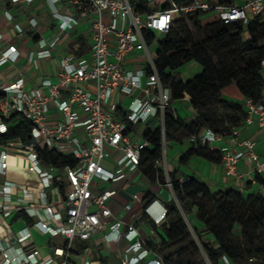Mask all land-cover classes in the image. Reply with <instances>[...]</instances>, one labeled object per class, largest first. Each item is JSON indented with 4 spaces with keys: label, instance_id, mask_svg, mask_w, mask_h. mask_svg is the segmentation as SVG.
<instances>
[{
    "label": "built area",
    "instance_id": "2783aa9c",
    "mask_svg": "<svg viewBox=\"0 0 264 264\" xmlns=\"http://www.w3.org/2000/svg\"><path fill=\"white\" fill-rule=\"evenodd\" d=\"M44 4L56 31L51 37H39L26 59L37 71L42 69L43 61L55 60V79L41 77L36 88L29 86L25 72L12 82L0 81L4 94L0 101V132H7L4 119L14 113L33 124L30 143L0 146V175H6L12 166L11 158L18 157L28 161L38 177L37 185L12 181L0 184V264H111L103 254L107 247L114 250L119 264H165L147 242L156 234L154 227L167 223V205L152 199L140 216L126 222L115 218L110 206L118 195L116 189L95 192V188L125 181L129 173L140 171L142 152L150 146L144 137L147 128L161 129L163 159L156 166L162 169L167 146L165 117L174 107L171 91L159 77L156 54L151 52L145 32L166 34L176 19L195 13L217 16L226 24L245 22L249 13L256 17L264 12V0H250L245 6L169 0L166 9L147 14L137 12L140 0H45ZM5 17L19 36L39 30L36 16L29 18L26 26L16 23L9 11ZM84 22L91 26L90 55L60 53L63 36ZM3 40L0 32V43ZM20 57L17 47L9 45L0 51V67L16 63ZM135 57L141 59L139 67L131 68L129 61ZM262 66L264 69V60ZM243 105L247 113L244 125L256 123L264 136V94L259 101L244 99ZM238 135L239 128L234 129L230 137L235 146L221 149L226 175L241 178L238 167L246 159L258 174L264 175V157L256 151L258 142L237 141ZM223 138L207 130L191 135L188 143L195 149L209 147L217 151L215 145ZM39 146L72 156L77 165L60 172L40 158ZM164 174V185L178 203L174 182L167 171ZM178 181L184 184L188 177ZM139 199V195H133V200ZM125 210L130 211L131 205L127 204ZM16 216L23 223L18 230L12 224ZM142 219L147 220L141 223L144 231L138 227ZM34 231L48 238L49 253L43 254L36 245ZM191 232L197 240L192 228ZM56 238L62 243H52ZM201 251L203 264H213L202 248ZM220 264L232 263L224 257Z\"/></svg>",
    "mask_w": 264,
    "mask_h": 264
},
{
    "label": "trees",
    "instance_id": "16d2710c",
    "mask_svg": "<svg viewBox=\"0 0 264 264\" xmlns=\"http://www.w3.org/2000/svg\"><path fill=\"white\" fill-rule=\"evenodd\" d=\"M140 2L139 14L151 12L147 0ZM234 2L220 0L219 4L231 6ZM246 32L249 38L245 40ZM145 35L150 46L158 41L155 63L163 85L171 91L172 106L187 94L197 113L194 120L188 122L174 110H168L165 117L167 143L179 136L188 139L207 130L228 136L244 124L247 113L243 103L225 100L223 91L235 84L244 99L259 101L262 98L264 12L246 23L236 21L230 24L211 14L195 13L176 19L166 34L146 31ZM81 44L86 47V42ZM72 50L76 54L86 53H79L74 46ZM192 62L198 63L201 71L184 82L178 78V70ZM3 98L0 91V101ZM4 122L8 130L0 132V146L31 142L33 124L29 120L14 113ZM144 137L150 146L142 152L139 170L152 183L164 185V171L156 166L163 159L161 129L147 128ZM37 151L45 163L60 172L67 166L77 165L74 157L60 155L45 146H39ZM193 156L214 163L222 161L220 152L209 147H190L181 164H187ZM170 177L178 203L172 201L167 205V223L161 228L154 227L156 234L147 242L165 264H203L201 248L213 264H220L224 257L232 264H264V195L261 191L249 196L236 190L212 192L206 184L194 178L188 177L186 183L180 184L174 174ZM257 178L263 182L262 174ZM65 188V183H61L63 193ZM17 219L18 216L14 221ZM143 222L147 220L138 223Z\"/></svg>",
    "mask_w": 264,
    "mask_h": 264
},
{
    "label": "crops",
    "instance_id": "0c3cea01",
    "mask_svg": "<svg viewBox=\"0 0 264 264\" xmlns=\"http://www.w3.org/2000/svg\"><path fill=\"white\" fill-rule=\"evenodd\" d=\"M45 0H35L32 3H20L12 4L11 0H0V32L4 36V40L0 43V51L3 52L9 45H15L20 52V60L16 63H8L0 67V81L3 83H9L14 81L20 72H25L29 79V86L36 88L39 86V79L41 77H51L55 79L57 74V63L55 60H46L42 63V69L39 71L34 70L27 62L26 56L32 47H34L39 37H51L56 31V27L50 18V11L44 4ZM148 1V0H147ZM156 3H148V8L154 11L163 10L169 3V0H155ZM186 1V0H179ZM211 3H219L220 0H205ZM250 0H235L233 5L245 6ZM165 2V3H164ZM9 11L14 15V21L22 25H27L29 18L36 16L40 20V27L37 33L27 32L23 36H19L14 26L7 21L5 13ZM254 19V16L249 13L248 22ZM90 24L84 22L81 27L71 33H67L63 36V40L59 45V52L62 54L75 53L72 50V46L76 48L79 53L78 56H89L91 52L92 40L90 37ZM246 36V37H245ZM248 33L244 35V39H248ZM86 42V47H83L81 42ZM153 45V44H152ZM151 45V46H152ZM140 57L130 59L129 66L131 68L139 67ZM200 65H188V69L179 72L178 78L187 82L194 76L200 73ZM223 97L225 100L243 103L244 98L240 94L236 85H232L223 91ZM174 110L179 117L185 121H192L196 117L197 113L193 109L189 95H186L182 100L174 103ZM52 112H56L54 109ZM255 140L258 142L256 149L257 153L264 157V136L262 135L258 125L253 123L251 125H242L239 128V135L237 141L242 140ZM216 149L221 154V149L224 147H234L235 143L231 142L230 135L224 136L222 141L216 143ZM190 144L185 136H179L176 139L167 143L166 156L162 163V169L168 174H174L175 178L180 179L184 177L194 178L200 182L206 184L212 192L236 190L249 196L255 191H261L264 195V175H262L263 182L260 183L257 179L258 173L254 169V164L246 159L238 167V172L241 178L236 176L228 177L225 173L223 162L214 163L205 160L198 156H193L189 159L187 164H181L182 158L189 152ZM15 158V161L13 162ZM11 167L7 170L6 175H0V184L5 181H12L16 183L26 184L31 183L37 185L38 177L30 170L28 161L19 159L18 157L11 158ZM9 172L21 174L25 173L24 180H17L9 177ZM16 175V174H15ZM61 176H63L61 174ZM18 177V175L16 176ZM114 188L117 190V197L110 202L111 209L114 213V217L124 220L126 222H132L134 217L137 218L142 214L143 207L151 199H159L164 204L168 205L170 202L175 201L173 192L165 185L160 183H152L141 171L129 173L125 181L103 185L101 189L95 188V192L98 193L104 189ZM66 189V188H65ZM139 195V200H133V195ZM17 199V196H14ZM127 204L131 205V210H125ZM188 220V219H187ZM190 222V221H188ZM14 230H18L23 227L22 222L17 220L12 222ZM191 226V225H190ZM138 227L144 231L143 224H138ZM38 238H41V244H38ZM34 241L37 246L40 247L43 254L50 252L49 240L46 236L41 235L39 232L34 231ZM62 239L56 238L52 243L60 244ZM107 252V254L105 253ZM114 250L107 247L103 254L107 256L108 261ZM111 263V262H110Z\"/></svg>",
    "mask_w": 264,
    "mask_h": 264
},
{
    "label": "rangeland",
    "instance_id": "374dc122",
    "mask_svg": "<svg viewBox=\"0 0 264 264\" xmlns=\"http://www.w3.org/2000/svg\"><path fill=\"white\" fill-rule=\"evenodd\" d=\"M152 3H154V5H155L156 1H154V2H152ZM152 3H151V4H152ZM164 3H165V2H164ZM245 37H246V36H245ZM157 49H158V41H156V42L151 46V52L156 54ZM189 64L199 66V64H198V63H195V62H192V63H189ZM189 64H186V65H184L183 67H181V68L178 70V72H183V71L187 70ZM15 174H16V175H15ZM17 175H18V177H16ZM9 177H12L13 179H17V180H18V179H19V180H24V178H25V173L21 172V174H18L17 172H16V173L9 172ZM191 221L193 222L192 219H191ZM189 223H190V222H189ZM190 225H191V223H190ZM191 228H192V225H191ZM38 241H39L38 244L40 245V244H41V238H38ZM42 253H43V251H42ZM105 253L107 254L106 251H105ZM110 262H111V264H119L118 260L115 258L114 255H112V257L110 258Z\"/></svg>",
    "mask_w": 264,
    "mask_h": 264
},
{
    "label": "water",
    "instance_id": "95a60500",
    "mask_svg": "<svg viewBox=\"0 0 264 264\" xmlns=\"http://www.w3.org/2000/svg\"><path fill=\"white\" fill-rule=\"evenodd\" d=\"M154 1H155V0H148L149 3H152V2H154Z\"/></svg>",
    "mask_w": 264,
    "mask_h": 264
},
{
    "label": "bare ground",
    "instance_id": "6f19581e",
    "mask_svg": "<svg viewBox=\"0 0 264 264\" xmlns=\"http://www.w3.org/2000/svg\"><path fill=\"white\" fill-rule=\"evenodd\" d=\"M15 161V158H14V160H13V162Z\"/></svg>",
    "mask_w": 264,
    "mask_h": 264
}]
</instances>
